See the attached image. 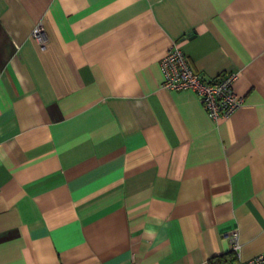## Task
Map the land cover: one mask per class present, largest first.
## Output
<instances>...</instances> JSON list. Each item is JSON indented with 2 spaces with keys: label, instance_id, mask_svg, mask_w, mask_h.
I'll return each mask as SVG.
<instances>
[{
  "label": "crops",
  "instance_id": "1",
  "mask_svg": "<svg viewBox=\"0 0 264 264\" xmlns=\"http://www.w3.org/2000/svg\"><path fill=\"white\" fill-rule=\"evenodd\" d=\"M173 47L241 107L162 88ZM233 229L264 258V0H0V264H209Z\"/></svg>",
  "mask_w": 264,
  "mask_h": 264
},
{
  "label": "built area",
  "instance_id": "2",
  "mask_svg": "<svg viewBox=\"0 0 264 264\" xmlns=\"http://www.w3.org/2000/svg\"><path fill=\"white\" fill-rule=\"evenodd\" d=\"M31 35L41 46L45 44L43 28L39 25L34 27ZM160 68L163 75L162 88L169 91L194 92L207 115L213 120L228 117L244 102V97L234 89L236 73H224L210 81L204 80L192 68L187 55L177 47L166 52L160 61ZM226 235L231 244V251L237 256L240 249L237 230H230ZM239 264H264V258L257 256Z\"/></svg>",
  "mask_w": 264,
  "mask_h": 264
},
{
  "label": "trees",
  "instance_id": "3",
  "mask_svg": "<svg viewBox=\"0 0 264 264\" xmlns=\"http://www.w3.org/2000/svg\"><path fill=\"white\" fill-rule=\"evenodd\" d=\"M236 256L233 251L210 258L209 264H235Z\"/></svg>",
  "mask_w": 264,
  "mask_h": 264
}]
</instances>
